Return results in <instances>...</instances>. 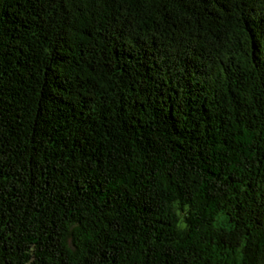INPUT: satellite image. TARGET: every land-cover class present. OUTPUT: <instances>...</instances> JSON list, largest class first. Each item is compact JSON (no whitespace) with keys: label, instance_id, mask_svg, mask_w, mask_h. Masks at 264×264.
Masks as SVG:
<instances>
[{"label":"trees","instance_id":"16d2710c","mask_svg":"<svg viewBox=\"0 0 264 264\" xmlns=\"http://www.w3.org/2000/svg\"><path fill=\"white\" fill-rule=\"evenodd\" d=\"M0 264H264V0H0Z\"/></svg>","mask_w":264,"mask_h":264}]
</instances>
